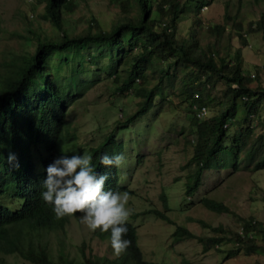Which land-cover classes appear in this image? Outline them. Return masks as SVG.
I'll return each instance as SVG.
<instances>
[{"label": "trees", "instance_id": "obj_1", "mask_svg": "<svg viewBox=\"0 0 264 264\" xmlns=\"http://www.w3.org/2000/svg\"><path fill=\"white\" fill-rule=\"evenodd\" d=\"M212 1L110 0L125 12L110 30L102 29L97 20L92 19L85 31L72 35L66 26L65 13L74 10V0H46L42 18L51 22L57 35L41 36L38 33L33 39L27 37L34 45V51L12 54L9 61L3 62L7 69L0 73V264H10L4 257L10 255L31 264H179L146 260L138 242V227L130 221L126 222L128 232L124 238L130 240L131 245L119 256L94 255L88 253L86 247L80 248L79 257L71 256L65 250L62 236L65 238L71 218L83 214L57 218L53 206L46 204L40 195L44 190L41 181L47 173H38L41 166L47 168L61 155L70 157L87 152L93 158L95 171L107 175L106 190L135 193L120 182L118 168L103 166L99 158L104 154H121L123 139L118 137L116 130L135 122L154 106H160L155 111L156 116L162 104L173 103L166 97L160 101L155 99L167 89L174 92L176 84L192 112L191 126L187 131L182 130L187 134L186 142L193 147V155L184 167L194 166L185 191L190 201L183 204L186 208L201 204L219 214L233 213L222 201L207 195L195 200L194 195L202 186L205 174L221 170L230 163L225 152H230L233 157L230 165L233 172L240 170L242 162L252 165L254 172L264 169V132L256 134L257 126L264 124V80L258 67L254 73L245 69L243 47L248 41L242 31L236 35L241 39L242 48L233 54L229 51L232 33H227L225 25L208 27V33L216 38L213 42H202L204 22L201 14ZM185 13L192 16L187 36L180 33V21ZM227 17L234 20L228 14ZM249 31H262L264 36V12L257 22L250 24ZM224 35L229 40L227 52L222 50ZM73 53L85 54L91 64H99L108 58V64L85 72V64L80 63L73 71L70 58ZM128 63L127 77L120 83V67ZM63 71H68V77ZM101 71L118 84L115 94L133 92L142 101L139 108L119 121L102 142L78 146V138L71 132L67 115L71 107L99 83ZM150 71L158 73L151 87L145 86ZM254 82L257 85H253ZM197 106L217 110L200 119ZM232 126L236 130L233 131ZM194 135L196 140L192 141ZM9 152L17 155L19 169L8 164ZM142 158L143 155L138 160ZM36 174L39 176L33 177ZM160 196L164 211L154 208L143 214L153 213L174 224L172 236L175 242L196 239L204 253L215 250L224 254V259L252 253L264 256L263 222L254 217H239L242 229L234 232L223 225L214 226L198 219L212 232L198 235L168 216L169 200L165 193ZM10 199L17 202L15 208L8 204ZM137 216L132 213L129 218L136 219ZM95 233L113 250L110 230L103 233L97 229ZM51 234H56L59 243L56 258L49 245ZM227 241L233 245L223 249Z\"/></svg>", "mask_w": 264, "mask_h": 264}, {"label": "rangeland", "instance_id": "obj_2", "mask_svg": "<svg viewBox=\"0 0 264 264\" xmlns=\"http://www.w3.org/2000/svg\"><path fill=\"white\" fill-rule=\"evenodd\" d=\"M74 4V10L65 13L66 26L72 35L85 31L92 19H96L102 29L110 30L125 15L122 7L117 3H111L110 0H74ZM45 7L46 0H0V73L7 69L3 62L9 61L12 54L20 55L22 52L34 51V45L27 37L33 39L38 33L41 36L57 35V30L51 22L42 18ZM136 11L137 9L133 10L131 14H135ZM263 12L264 0H213L210 5L204 7L201 14L204 22L201 36L204 44L213 42L216 37L208 33L207 28L217 24L225 25L227 33H232L229 51L233 54L236 49L242 48L241 39L236 36L242 31L248 41L243 47L245 69L254 73L258 67L264 80V36L262 31H249L250 24L257 22ZM227 14L234 20L228 19ZM191 24V14H183L180 21L181 35L190 34ZM221 39L222 50L227 52L229 40L225 35ZM70 58L73 71H76L80 63L85 64V72L108 64V58L99 64H91L85 54L73 53ZM54 59L59 60L58 57ZM128 68L129 63L120 67V83L127 77ZM63 75L68 77V71L67 73L63 71ZM100 75L99 83L84 98L78 100L67 115L71 132L78 138V146L85 147L102 142L119 121L125 120L139 108L142 101L141 97L133 92L115 94L118 84L104 71H101ZM157 76L158 73L150 71L145 86H153ZM253 85H257V82ZM178 88L179 84H176L174 92L167 89L162 96L156 97L155 101H160L162 97L173 101L162 104L156 116L155 111L160 106L157 108L154 106L135 122L116 130L118 137L123 139L122 150L127 161L122 169L121 183L135 191L133 194L128 191L122 192L128 193L127 208L130 215L132 213L138 215L136 219L129 218L128 221L138 227V242L144 257L149 261L179 264H185L186 261L189 264H264V256L256 253L224 259V254L215 250L204 253L202 245L196 239L175 242L172 236L174 224L158 218L153 213L143 214L144 211L154 208L164 211L160 195L165 193L171 207L167 212L168 216L175 223L186 225L198 235L212 233L203 227L198 219L214 226L223 225L234 232L242 229L239 217H254L264 223V169L254 172L252 165L242 162L240 170L233 172L230 167L233 158L230 152H225V158L230 163L221 170L205 174L203 184L194 195V199L198 200L207 195L224 202L233 213L219 214L201 204L188 208L183 204L190 201L185 191L188 176L194 170V166L184 167L193 155V147L191 143L186 142L187 134L182 130L185 128L187 131L191 126L192 112ZM216 110L215 107L213 110L208 108V114L213 115ZM256 122L255 117L254 123ZM232 130H236V127L232 126ZM261 132H264V124L257 126L256 134ZM195 140L194 135L192 141ZM141 155L143 158L139 161ZM16 203L12 199L8 201L13 208L17 206ZM81 217L82 215L72 217L66 227L65 238L62 236L66 252L79 257L80 248L86 247L87 252L94 255L114 256V250L109 249L108 242L99 239L95 232L88 229ZM55 235L49 236V245L56 258L59 243ZM232 245V242L227 241L223 249ZM4 257L10 264H31L19 256Z\"/></svg>", "mask_w": 264, "mask_h": 264}, {"label": "clouds", "instance_id": "obj_3", "mask_svg": "<svg viewBox=\"0 0 264 264\" xmlns=\"http://www.w3.org/2000/svg\"><path fill=\"white\" fill-rule=\"evenodd\" d=\"M123 154L124 151L116 155L104 154L99 158L100 163L105 167L118 168L122 178V169L127 162ZM92 159L87 152L70 157L61 155L47 168L41 166L38 173L42 175L46 171L47 176L41 181L44 190L40 195L46 204L53 206L57 218L82 213V222L91 231L99 229L108 233L110 230L111 246L119 256L131 245V241L124 238L128 232L126 222L130 216L127 208L129 196L126 192L106 190L108 177L95 171ZM7 162L16 169L20 167L15 153L9 152Z\"/></svg>", "mask_w": 264, "mask_h": 264}, {"label": "built area", "instance_id": "obj_4", "mask_svg": "<svg viewBox=\"0 0 264 264\" xmlns=\"http://www.w3.org/2000/svg\"><path fill=\"white\" fill-rule=\"evenodd\" d=\"M195 109H196L198 118L204 119L205 117H207L208 112H209L207 106H202V107L197 106L195 107Z\"/></svg>", "mask_w": 264, "mask_h": 264}]
</instances>
